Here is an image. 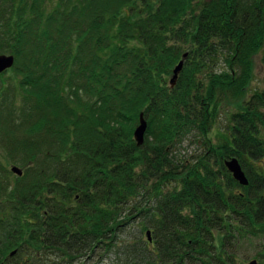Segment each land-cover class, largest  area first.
<instances>
[{
  "label": "trees",
  "instance_id": "1",
  "mask_svg": "<svg viewBox=\"0 0 264 264\" xmlns=\"http://www.w3.org/2000/svg\"><path fill=\"white\" fill-rule=\"evenodd\" d=\"M52 1L0 0V119L57 145L0 204V264H264V0Z\"/></svg>",
  "mask_w": 264,
  "mask_h": 264
},
{
  "label": "rangeland",
  "instance_id": "2",
  "mask_svg": "<svg viewBox=\"0 0 264 264\" xmlns=\"http://www.w3.org/2000/svg\"><path fill=\"white\" fill-rule=\"evenodd\" d=\"M56 1L57 0L52 1L53 5L55 4ZM263 56H264V49L262 52H260L254 57L253 78L249 86L246 88L245 91L246 94L244 95L245 97L249 96L250 92H252L254 89L264 88V64L262 61ZM6 74H8V77L12 76L11 71L7 72ZM235 98L236 97L234 96L230 97L224 102L220 117L218 118L215 126L213 127L211 138L215 139L216 137H218V133H220L227 125V116L230 115V113H232L233 111H235L238 108V105H240L241 101ZM5 119L6 116L0 119V162H1L0 186L2 187V189H0V204L4 203L2 200L6 201L9 198V196L12 194L16 195L18 193L22 195V193H26L29 190V187L32 186V182L35 181V179L30 178L27 175L28 174L27 170L29 168H32L33 170H38L39 166H42L44 167L47 173L49 165L54 160L50 157H45L44 154H41L42 151L41 148H44L45 153L48 154V151L50 150L48 149L46 150V148L50 149V147H53L51 149H54L53 151H55V148L57 146L50 140H46V139H45V143L41 142L40 146L38 143L36 144L29 143L28 145H25V143L23 142H21L22 146H20V143H18L17 140H23L22 131L24 127H19V128L16 127L17 129L16 128L8 129L6 127ZM196 144L197 142L192 140H187L184 143H181L177 147V151H178L177 155L180 157L184 156L183 158L186 159H192L191 156H194L200 152V147L198 146L201 145L200 144L196 145ZM25 146H27L28 152H25L24 150ZM32 154H34V157H28V155H32ZM37 159H39V164H37L38 163V161H36ZM13 167H17L22 171L21 177L11 172V169ZM132 232H135L133 228L128 229L125 232L126 234H123V236H127L128 233H132ZM113 262H116V258L115 256L111 255L104 263H100V264H112ZM77 264H83V263L78 262ZM89 264H96V263L91 262Z\"/></svg>",
  "mask_w": 264,
  "mask_h": 264
},
{
  "label": "water",
  "instance_id": "3",
  "mask_svg": "<svg viewBox=\"0 0 264 264\" xmlns=\"http://www.w3.org/2000/svg\"><path fill=\"white\" fill-rule=\"evenodd\" d=\"M14 63H15V58L13 55L0 54V75L5 71L11 69L14 66ZM182 68H183V61H181L174 69V75L170 81L172 86L175 84L178 74L182 70ZM146 131H147V122L144 120L143 115H141L140 124L134 131V139L138 146H142L144 144ZM226 166L229 172L232 174L233 178L240 185L247 186L249 184L248 178L237 159H233L227 162ZM12 172L20 176L22 175V171L17 167H13ZM147 235L150 240V232H148ZM12 254L14 255L15 251H13ZM250 264H256V263L255 261H253Z\"/></svg>",
  "mask_w": 264,
  "mask_h": 264
},
{
  "label": "flooded vegetation",
  "instance_id": "4",
  "mask_svg": "<svg viewBox=\"0 0 264 264\" xmlns=\"http://www.w3.org/2000/svg\"><path fill=\"white\" fill-rule=\"evenodd\" d=\"M37 161H39V160H37ZM56 162V160L54 159V161L52 162V163H55ZM21 177V176H20Z\"/></svg>",
  "mask_w": 264,
  "mask_h": 264
}]
</instances>
